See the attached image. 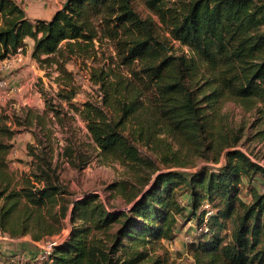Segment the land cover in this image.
Segmentation results:
<instances>
[{"label": "trees", "instance_id": "16d2710c", "mask_svg": "<svg viewBox=\"0 0 264 264\" xmlns=\"http://www.w3.org/2000/svg\"><path fill=\"white\" fill-rule=\"evenodd\" d=\"M142 1L169 37H160L152 20L133 10L132 0H70L49 20H30L14 0H0V61L32 39L31 58L46 74L58 73L56 96L79 115L102 159L153 167L139 155L137 144L151 148L164 132L184 148L206 142L209 152L226 150L227 161L217 171L158 170L147 189L125 197L129 209L116 213L96 194L68 200L53 164L48 127H43L44 142L27 146L38 152L32 153L37 171L32 168L16 179L8 162L16 131L0 115V232L29 234L43 242L61 234L67 215L75 224L46 260L28 258L16 264H138L146 257L144 246L154 238L174 237L178 218L185 219L182 193L189 195L186 205L189 215H197L196 228L206 230L198 235H211L206 244H191L196 263L264 264V193L253 192L249 203L238 198L243 180L250 187L258 177L264 181V168L237 149L242 130L230 136V124L221 113L224 102L232 101L246 111L255 109L264 120V0ZM172 42L185 51L174 54ZM104 46L112 50L108 56ZM72 59L89 69L99 103L89 99L81 108L71 103L76 86L64 65ZM50 103L46 100L43 114L53 112L62 131H69L59 117L60 102ZM29 113L27 123L33 120ZM71 154L65 148V156ZM168 158L159 159L168 163ZM215 193L221 195L220 210L214 206ZM227 220L232 223L229 242L220 234Z\"/></svg>", "mask_w": 264, "mask_h": 264}, {"label": "rangeland", "instance_id": "374dc122", "mask_svg": "<svg viewBox=\"0 0 264 264\" xmlns=\"http://www.w3.org/2000/svg\"><path fill=\"white\" fill-rule=\"evenodd\" d=\"M25 12L30 20H46L55 10L63 7L66 0H14ZM168 5L176 0H165ZM186 1V0H185ZM133 10L143 19L149 18L156 25L160 37H169L164 32L163 26L157 17L149 11L142 0H132ZM30 39V38H27ZM34 43V41L31 39ZM29 42V41H28ZM173 53L180 54L185 48L180 47L176 42L171 43ZM33 47V46H32ZM105 54L108 56L112 50L109 46H104ZM32 48L29 43L20 53L21 62L6 65L7 61H12V55L6 60L0 61V80L6 85L0 87V115L7 116L12 123V129L16 131L14 138L11 140L12 149L10 150L8 162L9 169L19 178L23 173L28 174L32 168L37 171V159L33 151L27 146H34L36 140L44 142L46 131L43 127L52 130L54 149L52 153L53 164L57 166V172L60 180L67 187L68 200L74 201L83 196L96 194L98 200L104 207L113 212H121L129 209L130 205L126 201V196L131 193L145 190L149 183L153 181L158 170H174L184 173H193L201 168L210 171H217L226 163V150L217 154L214 151L209 152L206 149V142L196 146V149L184 148L173 142L172 138L164 132L158 136L161 142L149 146L137 144L139 155L147 162L148 165L123 164L119 161L105 160L98 156V151L88 138L84 122L79 115L69 108V103L65 100H59L56 93L59 86L54 81L55 71L48 72L40 68V64L31 58ZM80 59L69 60L65 63L64 68L72 75L76 86V93L71 103L81 108L82 104L91 99L97 103L100 102L98 86L91 81L90 71ZM90 66V62H86ZM55 68V67H54ZM53 69V68H52ZM43 90V91H41ZM60 102L62 110L59 117L67 125L66 130L62 131L59 121L54 117V113L49 111L43 114L46 109V100L51 105ZM69 114L66 112L69 111ZM32 112L33 120L27 123L28 113ZM221 113L226 116L230 124V136L234 130L241 129L242 139L237 145V149L244 152L251 160L264 166V120L260 118L255 109L246 111L240 105L226 101L223 104ZM30 114V113H29ZM38 114L42 119L41 123L34 115ZM52 120L53 125L49 120ZM44 125V126H43ZM129 131L125 136L130 137ZM71 137V143L67 141ZM136 144V143H135ZM164 145L167 149H164ZM65 148L72 151L70 156H65ZM165 152V155L162 153ZM31 154V155H30ZM167 156L168 163H162L160 157ZM85 164L82 166V161ZM217 160V161H216ZM259 166V165H258ZM121 182L126 186L120 190ZM250 184L243 180L239 186L238 198L249 203L251 195L257 191L264 193V181L257 178ZM182 188V185L180 186ZM252 188V189H251ZM251 189V190H250ZM220 194L215 193L212 197L214 206L220 210L223 206ZM179 202L184 206L185 219L178 218V227L174 237L170 241L165 239L154 238L152 243L144 246L146 248L145 259L138 264H198L192 256L191 244H196L201 240L203 244L208 243L211 235L199 236L200 230L196 228L197 215H189L188 193H182ZM207 210L206 207H204ZM216 210V211H217ZM62 232L59 235L47 238L43 242L33 241L29 234L19 237H11L4 234L0 238V264H16L18 260L39 258L42 252L46 250L48 242L54 241L61 243L65 240L75 224L70 221L69 215L62 221ZM232 229L231 220L226 221L225 230L220 232L226 241H230V232ZM136 230V229H135ZM113 231V230H112ZM137 232V231H134ZM149 238V234H146ZM100 238V239H99ZM102 237L99 236L98 240Z\"/></svg>", "mask_w": 264, "mask_h": 264}, {"label": "built area", "instance_id": "2783aa9c", "mask_svg": "<svg viewBox=\"0 0 264 264\" xmlns=\"http://www.w3.org/2000/svg\"><path fill=\"white\" fill-rule=\"evenodd\" d=\"M20 53H21V49H18L17 52L14 55H12L13 56L12 59H11L12 61H7V59H5L7 61L6 62V65L9 66V65H11V63H14V61L21 62V55H20ZM5 85H6V83L4 81H1L0 80V87L3 88ZM257 164L259 166H261V167L264 168V166L262 164H259V163H257ZM205 207H207V206H205ZM1 236H5V235L0 232V238H1ZM57 244H58V242H54V241L48 242L47 245H46V247H47L46 250H44L42 252V255L38 258V260H40V261L46 260L47 259V256L51 253L53 247L55 245H57Z\"/></svg>", "mask_w": 264, "mask_h": 264}, {"label": "crops", "instance_id": "0c3cea01", "mask_svg": "<svg viewBox=\"0 0 264 264\" xmlns=\"http://www.w3.org/2000/svg\"><path fill=\"white\" fill-rule=\"evenodd\" d=\"M24 10H25V9H24ZM56 11H57V10H55L54 13H55ZM54 13H52V14H51L49 17H47V18L44 17L43 19L49 20V19L52 17V15H53ZM28 41H29V42H28ZM25 42H26V43H29L30 47L32 48V46H33V42L31 41V39H26Z\"/></svg>", "mask_w": 264, "mask_h": 264}, {"label": "water", "instance_id": "95a60500", "mask_svg": "<svg viewBox=\"0 0 264 264\" xmlns=\"http://www.w3.org/2000/svg\"><path fill=\"white\" fill-rule=\"evenodd\" d=\"M69 1H70V0H66L65 3H64V5H66Z\"/></svg>", "mask_w": 264, "mask_h": 264}]
</instances>
